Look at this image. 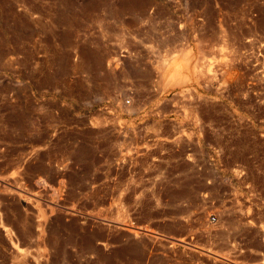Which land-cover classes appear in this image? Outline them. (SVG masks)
<instances>
[{
    "label": "rangeland",
    "instance_id": "374dc122",
    "mask_svg": "<svg viewBox=\"0 0 264 264\" xmlns=\"http://www.w3.org/2000/svg\"><path fill=\"white\" fill-rule=\"evenodd\" d=\"M0 264H264V0H0Z\"/></svg>",
    "mask_w": 264,
    "mask_h": 264
}]
</instances>
